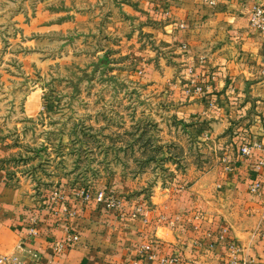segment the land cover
<instances>
[{
	"label": "crops",
	"instance_id": "obj_1",
	"mask_svg": "<svg viewBox=\"0 0 264 264\" xmlns=\"http://www.w3.org/2000/svg\"><path fill=\"white\" fill-rule=\"evenodd\" d=\"M125 1L133 26L147 34L133 54L142 77L165 86L177 120L195 140L220 146L226 168L212 172L205 202L198 194L202 181L186 192L172 183L140 194V202L119 199L124 213L95 216V206L80 197H64L56 206L41 198L34 169L9 176V154L0 147V258L15 264H230L236 244L241 264H263L264 37L249 17L264 0ZM190 83L203 93L188 98ZM246 146L248 157L241 154ZM254 182L261 184L258 195L248 191ZM212 189L217 199L209 195ZM204 203L208 212L200 218L196 212ZM65 205L74 218L63 213ZM32 217L39 220L36 237L28 235ZM67 226L80 232L79 245L55 254L53 245L65 238ZM142 247L150 252L141 254Z\"/></svg>",
	"mask_w": 264,
	"mask_h": 264
},
{
	"label": "rangeland",
	"instance_id": "obj_2",
	"mask_svg": "<svg viewBox=\"0 0 264 264\" xmlns=\"http://www.w3.org/2000/svg\"><path fill=\"white\" fill-rule=\"evenodd\" d=\"M125 3L0 0V147L9 176L34 169L41 198L56 206L80 197L95 216L124 213L119 199L140 202V194L172 183L186 192L202 181L205 202L212 172L226 168L220 146L195 140L177 120L165 86L142 77L133 54L147 34L133 26ZM202 93L194 83L186 88L188 98ZM205 206L196 210L200 218ZM38 221L28 223L29 237L40 234Z\"/></svg>",
	"mask_w": 264,
	"mask_h": 264
},
{
	"label": "built area",
	"instance_id": "obj_3",
	"mask_svg": "<svg viewBox=\"0 0 264 264\" xmlns=\"http://www.w3.org/2000/svg\"><path fill=\"white\" fill-rule=\"evenodd\" d=\"M250 25L252 28L258 30L260 34L264 37V6L256 7L252 10L250 14ZM241 154L243 156H247L249 154V149L247 147H243L241 149ZM261 190L260 183H254L250 187V192L257 194ZM61 200V198H58ZM111 207H115V205H111ZM68 213V210L65 209ZM31 237L37 236V231L35 229L30 231ZM79 241V238L75 234L67 233L63 240L54 243L53 249L55 254H64L70 251L75 244ZM241 248L236 244H231L230 246V264H241L238 260V255L240 254ZM150 252L148 247L141 248V254H145ZM153 256H148V258H152ZM0 264H15V260H9L7 258H0ZM132 264H139L138 262H134ZM161 264H179L178 260H170V261H162ZM244 264V263H242ZM264 264V262H263Z\"/></svg>",
	"mask_w": 264,
	"mask_h": 264
}]
</instances>
